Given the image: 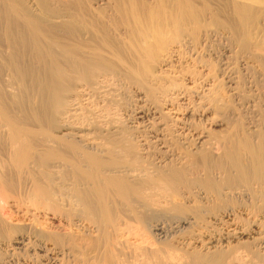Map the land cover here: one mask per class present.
<instances>
[{"label":"bare ground","instance_id":"obj_1","mask_svg":"<svg viewBox=\"0 0 264 264\" xmlns=\"http://www.w3.org/2000/svg\"><path fill=\"white\" fill-rule=\"evenodd\" d=\"M221 34L264 96V0H0V254L264 264L258 95H209L211 128L169 73Z\"/></svg>","mask_w":264,"mask_h":264},{"label":"rangeland","instance_id":"obj_2","mask_svg":"<svg viewBox=\"0 0 264 264\" xmlns=\"http://www.w3.org/2000/svg\"><path fill=\"white\" fill-rule=\"evenodd\" d=\"M220 31H221L220 33L224 34L223 30H220ZM222 34L220 35V37L218 36V37H215L216 39L215 38H213L214 40L212 39V42L210 44V46H212V47L203 48V45L200 42H199V44H200L199 45L198 42L196 41L195 45L193 42V44L191 43V45H188L187 47L182 48L177 53V55L179 54L178 56L181 59L182 63L176 62L177 64L176 63L174 64V65H176L174 67L177 70L173 69L174 67L172 69L175 71H173L171 68H170L171 71L169 70V73L171 75L170 74H168V75L174 77L176 80L183 75V77L185 78L183 81L184 84H187V86L190 88V97H189V99H190L189 101H191L190 106L192 107L191 103H193V105L196 103L195 104L196 106L194 105L195 107L198 106L197 107V109L199 110L197 112L198 114L194 113V114H192L193 116L190 115L189 119L190 120L192 119L193 122H195V123L197 122L200 125L204 126L206 124L205 126H207V127L211 126V128H212L213 126L211 124H209V123H211V117L210 116H212V113L207 112V111L203 112V107L206 106V104L208 103L207 101L210 98L209 95L210 96L212 95L211 98L213 97V99H215L214 96L217 97V94L219 93L218 96L221 98V100L224 101V99H225L224 104L231 105V104L235 103V104H233L234 106L238 105L237 107H239L240 109H243V106H244L243 110H245V108L248 106L247 102H246L247 96H249V95L251 96V93H252L253 96L258 95V96H256L257 101L259 100V103L256 102V103H258V106H257V104L256 105L254 104V107H253V108L257 107V111H256V109H255V113H251V111H250L249 114L248 113L246 114L247 116H245V118H249V119L251 117H252V119H255V118L261 119L262 118L261 120H264V118H263L264 117V98H263L264 96H263V94H261V92L263 90H262L261 86L259 85V83L255 82L256 80H253L254 78L252 79V76L249 75V72L247 73V71L243 68V65L241 62L242 61L241 56L239 55L240 56L239 57L237 55L238 53H235V49L232 50V48L229 46L228 42L226 41V38L222 37ZM229 47H230V50H232L231 52L228 50ZM177 66L179 67V70L184 73L181 76L179 75V77L177 75L178 74L177 71H179ZM171 72H173V73H171ZM175 76L178 78H176ZM228 76L229 77L233 76L236 78L238 77L237 78L238 81L240 80L239 85H238L240 87L239 90H241L240 91L241 94L245 95L244 96L245 98L240 97V99L243 98L244 100L243 99L242 100L246 104L243 101H242L243 103H241V100H231V102L227 101L229 99V97H228L229 92H231V91H229L230 86H228V84H229L228 83V80H229ZM172 77L170 78L168 76V78H170V79H173ZM242 83H244V84H242ZM251 83H252V85H251ZM209 88H210V90H209ZM216 88L218 90H215ZM241 88L243 89V91ZM211 90H213V91H211ZM257 90H259V92ZM212 92H215L216 94L214 93V95H213ZM243 92H245V93H243ZM253 92H254V94H253ZM259 93H260L261 97L259 96ZM131 96L135 98L134 93H132ZM134 98L130 99V101H131L130 103L135 102V101H133ZM260 98H261V101H260ZM204 101H206V103ZM223 101H222V103H223ZM233 101H235V102H233ZM238 103H241V104H238ZM134 108H135V106H134ZM246 110H247V108H246ZM259 111L262 113L260 114ZM133 112L131 111L129 113H131L133 115ZM129 113H128V115H129ZM258 114H260V115H258ZM248 115L249 116L251 115V117H249ZM260 116H262V117H260ZM147 117H149V116H147ZM150 118H151V116H150ZM145 120H148V118H146ZM41 219L43 220V218H40V220ZM44 222H46V221L43 220V223ZM17 252H16L17 254H14L15 257L13 256V257H11V259H10V257H8L4 253L0 254V264H42L45 262V261L42 262L43 261L42 253L35 246H32L31 248L29 247L25 250L23 249L22 251L17 250Z\"/></svg>","mask_w":264,"mask_h":264}]
</instances>
